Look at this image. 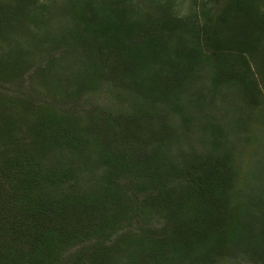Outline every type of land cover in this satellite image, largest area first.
I'll use <instances>...</instances> for the list:
<instances>
[{
	"label": "rangeland",
	"instance_id": "rangeland-1",
	"mask_svg": "<svg viewBox=\"0 0 264 264\" xmlns=\"http://www.w3.org/2000/svg\"><path fill=\"white\" fill-rule=\"evenodd\" d=\"M84 1L0 0V264H262V53L256 61L247 56L243 65L236 61L238 53L220 51L245 74L215 83L218 56L205 47L195 69L177 77L182 79L174 91L149 99L147 87L137 90L132 80H147L157 70L154 61L135 65L128 81L125 70L110 72L116 60L99 56L100 51L94 50L88 63L83 60L90 49L79 43L77 48L74 34L82 28L75 12ZM91 1V12L104 14L103 0ZM226 1L131 0L127 5H136L128 9L137 12L141 25L178 15L192 17L200 30ZM251 1L264 12V0ZM197 36L185 42L199 48ZM258 46H264V39ZM163 67L158 72L166 76ZM51 114L57 116L49 125L48 134L53 132L38 137L33 125L42 122V128ZM125 154L139 159L154 155L161 172L139 162L119 173L114 161ZM216 155H225L221 164L227 183L221 196L226 220L235 215L242 233L239 240L226 239L217 247L222 226L188 247L179 241L188 235L175 234L182 209L190 218L197 208L194 182L184 171L209 165ZM111 185L118 193L104 200ZM136 187L138 195L132 193ZM165 192L179 200L177 215L170 213ZM52 201L73 212L83 202L95 209L75 217L56 211ZM128 215L134 223L117 225ZM90 224L92 231L86 230Z\"/></svg>",
	"mask_w": 264,
	"mask_h": 264
},
{
	"label": "trees",
	"instance_id": "trees-1",
	"mask_svg": "<svg viewBox=\"0 0 264 264\" xmlns=\"http://www.w3.org/2000/svg\"><path fill=\"white\" fill-rule=\"evenodd\" d=\"M19 1L23 4L29 2V0ZM129 1L131 0H103L100 4L102 5L104 14L100 15L99 11L98 13L91 12L93 2L91 0H85L83 5L75 12L76 20L82 25V28L74 34L75 41L77 48H79V43V46L83 45V47L86 46V48L90 49V55L86 58L84 57V61H89L94 50L96 52L100 51L99 56L104 57L106 55L108 58L112 57V59L116 60L112 64L110 72L121 68L123 71L125 70L124 72H126L125 75L128 81L130 77L132 80L133 71L130 70H133L135 65L141 67L145 62H149V65V60L157 63V70L153 74L145 76L148 77L147 80H132L137 90L141 89V87H147L145 90L147 98L149 99H162L165 98L166 93L174 91L178 87V81L182 79V77L179 79L177 77L180 75L183 76L185 73L192 72L195 69L199 61L203 58L205 47L212 54L218 56V61L215 66L216 71L213 75L215 83H222L232 78H239L245 74V70L236 69L234 60L230 62L228 58L221 57L219 55L221 52L238 53L239 60L236 61L239 64L243 63V65L247 61V56H249L251 61H256L258 52L262 53L261 59H264V46L262 48L258 46V41L261 42L264 39V12H261L258 4H254L251 0L226 1L223 10L218 12L219 14H216L215 17H208V19L204 20L200 30L197 29L196 22L190 21L192 17H181L178 15H162L157 17V20L142 22L141 25L138 23L141 21L135 18V16L137 17V12L129 11L128 6L134 9L136 8V5H131L132 2L127 5ZM163 9V12H166L168 6ZM198 15L200 14L195 12V16L197 17ZM101 22H105L102 24L106 25H99L98 23ZM94 23H97V25H94ZM183 23H185L184 26ZM84 31H87V35L84 34ZM90 32L96 33L97 38H101L102 36V39L99 41L91 37L89 35ZM196 33L198 35L197 39L200 41L199 48L189 46L190 44L188 45L185 42L186 37H190L191 39L192 34L194 35ZM141 36H143V39ZM119 61L123 62V68L118 64ZM161 63L163 65H160ZM158 67L164 68L166 76L158 72ZM146 113L147 111H145V114L143 113L142 119L147 115ZM56 117L55 114H51L48 117L49 120L42 128V122L34 124L33 127L37 128L40 132H32L38 135V137L41 133L45 134V138L47 135H51L53 131L48 134L49 125L54 122ZM58 134L63 135L57 131L55 135ZM54 141L55 136L49 143H54ZM153 156L146 154V157L139 159V157L134 158L135 156L133 155L125 154L122 158L118 157L114 163L115 165H119V173L124 171L126 173L130 172L132 169L137 168L138 163L141 162L144 169L148 167L151 170H156L158 174V172H161V169L154 164ZM224 157L225 155H216L209 159V165H207L208 162L207 164H198L192 171H184L194 182L192 191L195 190V192H192V195L198 208L195 209V212H193L190 218L184 217V209H182L183 212L181 215H177L179 212H177L176 207L178 205L179 207L181 206L179 200L171 199L170 192H165L168 206H172L171 208H173L172 210L171 208L167 209L171 210L170 213L172 215H177L182 222L179 223L175 234L188 235V237L179 240L183 244H187L188 247H193L195 244L206 241L210 231L214 232L218 228L221 229L222 226L225 228L222 231L223 236L216 240L215 245L217 247H220L221 243H225L226 239L234 238L237 240L242 233L235 215H231L226 220L225 202L221 196V191L227 183V175L221 164ZM52 174H49V178L54 181L56 176L54 173ZM107 187L104 192V200L118 193V191L113 190L112 185L109 188ZM173 192L175 194L176 190H173ZM132 193L138 195L141 193V190L136 187V190H133ZM150 197L153 200L155 196L150 195ZM54 203L55 209L57 208L56 211H70L75 217H85L88 211L95 209V207L91 208L87 202H83L73 212L65 204H61V202L57 203L52 201L51 205H54ZM217 212H220L221 215L217 216ZM133 219L132 216H125L124 222L117 225L127 226L134 223ZM82 225L83 223H80L78 227L79 232H81ZM115 227L117 228L116 225ZM93 229L91 224L86 226V230L88 231H92ZM85 235H87L86 232ZM123 235H125V232ZM248 240L246 238V241ZM261 262L264 264V258H261Z\"/></svg>",
	"mask_w": 264,
	"mask_h": 264
}]
</instances>
